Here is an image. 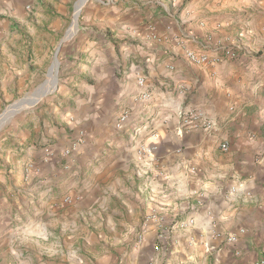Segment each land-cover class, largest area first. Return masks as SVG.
Instances as JSON below:
<instances>
[{
  "label": "crops",
  "instance_id": "1",
  "mask_svg": "<svg viewBox=\"0 0 264 264\" xmlns=\"http://www.w3.org/2000/svg\"><path fill=\"white\" fill-rule=\"evenodd\" d=\"M236 10L229 0H92L64 50V0H0V110L26 81L44 79L50 93L0 141V214L29 212L38 249L25 253L64 257V223L42 237L34 198L51 190L48 204L72 175L94 179L95 197L124 170V196L110 194L126 216L123 264L257 263L264 250L262 37H251L257 46L245 42L236 60L195 65L185 56L237 44ZM125 110L133 127L119 131ZM190 111L200 118L187 121ZM8 199L19 200L18 209Z\"/></svg>",
  "mask_w": 264,
  "mask_h": 264
},
{
  "label": "rangeland",
  "instance_id": "2",
  "mask_svg": "<svg viewBox=\"0 0 264 264\" xmlns=\"http://www.w3.org/2000/svg\"><path fill=\"white\" fill-rule=\"evenodd\" d=\"M91 1L92 0L81 8L77 19V25L72 27L75 22L76 9L80 0H64L62 34H64V39L69 35V39L63 42L64 50L74 45V41L79 33L83 10ZM229 1L238 4L239 11L236 10L237 15H242L238 18L237 23L239 31L238 38H241L237 45L243 48L251 43L253 46L260 45L264 50V0ZM233 7L236 8L235 5ZM233 24L235 25V22L230 24V26L232 27ZM257 34L262 38H259L261 44L259 43L256 45V42L254 43V41L251 42L250 40L253 39L251 37L257 36ZM58 63H60L59 59ZM59 75L60 68L58 71V82L60 79ZM43 81L44 79L36 84L26 81L25 85L20 87L17 91H14V96H12L11 100L0 110V115L11 104L32 94L36 89L40 88ZM34 109L16 111L8 118L7 121H10H6L7 123L0 127V141L5 136L13 133L19 123H21L26 118L27 114ZM128 117L129 112L125 110L118 118L116 126L119 131H127V129L133 127L129 125ZM151 117L152 114H150V116L148 115L145 124H143L146 125V127L149 125L147 127L148 129L152 122ZM137 129L139 128L134 130L136 131ZM132 139L131 135H127L124 141L128 143V141L130 142ZM119 149L124 151L123 147ZM72 150H75V147L68 150L67 153L65 151V154L70 155ZM1 168H3V166H0V169ZM64 169H72V164L67 163L64 165ZM96 169L98 170L99 168L97 167ZM123 173H125L124 170L118 175H107L110 181L108 180L102 183V188L97 190V196L95 197L93 196V187L95 186L93 183L94 179L91 182H81L83 179L81 178L82 175L78 177L79 180L76 178V175H72L64 186V193L59 194V196L57 195V197L48 204H44L43 201L47 199L51 190L40 194L31 201L32 203L30 204L33 205V207L31 205V212H34V217L38 220L37 232L40 233L42 237H46V233L58 234L59 228L53 225L56 223L61 226V221L64 223V257L59 256L57 260H52L48 257H44L42 260L40 259L41 257L37 259L34 255L23 251L34 249V247L38 249L37 243L33 241L36 237H34L32 233H29L32 228L34 229V227L29 225V212L19 214L18 219L13 218L15 215L11 217V213L0 214V238L2 239L0 242V264H123L122 258L125 256L127 249L125 240L122 237L128 232L127 229H125L126 224L124 223L126 221V216L121 212L122 208L120 205L115 204L116 199L110 197V194H120L124 196V193L119 192V189L125 185L126 181ZM94 175L98 174L95 173ZM118 177L120 179L119 182L116 180ZM41 189L39 188L38 191ZM11 199H13V197ZM8 200L14 202L13 207L18 209L17 207L20 205L19 200ZM61 203L64 204V209L59 210L57 207H60ZM23 208L24 207H22V209ZM62 211H64V213ZM57 213L63 214L58 215ZM11 219H14L13 231H9L11 228ZM43 222L47 223V225H42ZM49 242L50 241H48V243ZM39 244L42 247H49L45 245V241H40ZM17 249L21 250L23 255L18 254V252H16Z\"/></svg>",
  "mask_w": 264,
  "mask_h": 264
},
{
  "label": "built area",
  "instance_id": "3",
  "mask_svg": "<svg viewBox=\"0 0 264 264\" xmlns=\"http://www.w3.org/2000/svg\"><path fill=\"white\" fill-rule=\"evenodd\" d=\"M4 1V0H2ZM30 10V7H28ZM211 48L206 51H197V50H188L186 52V58L195 65H214L223 62L226 59L236 60L239 58V49L240 47L237 44L225 45L221 42L214 43L210 46ZM145 80L143 78L140 79V86H144ZM144 99L148 98L147 94L142 96ZM200 118V115L197 112L190 111L187 113V121H192L194 119ZM203 127L207 130L212 128V123L208 121L203 122ZM221 149L223 151L228 150L227 144H222ZM144 153L151 152V149L144 148L142 150ZM241 232H244L243 230ZM231 242H236L237 237L232 236L228 239ZM158 250V247H155ZM256 264H264V250L262 251V255L257 261Z\"/></svg>",
  "mask_w": 264,
  "mask_h": 264
},
{
  "label": "water",
  "instance_id": "4",
  "mask_svg": "<svg viewBox=\"0 0 264 264\" xmlns=\"http://www.w3.org/2000/svg\"><path fill=\"white\" fill-rule=\"evenodd\" d=\"M90 0H80L79 6H80V10L81 8H83ZM80 12V11H79ZM79 17V13L76 15L75 17V22L77 25V19ZM69 35L66 36V38L63 40L65 41L66 39H68ZM58 68V61L57 64L55 63L53 65L54 67ZM56 68V69H57ZM52 71V70H51ZM57 89V87H55V90ZM50 93L48 91L45 90L44 85H42L40 88L36 89L32 94L14 102L13 104H11L7 109H5V111L0 115V122L3 121L5 119V117H7V115H11L12 113L15 112V110L17 108H21L25 105H30L25 107V111L28 109H31L32 107H34L36 104H38L41 100H43L45 97H47ZM37 97V98H36ZM36 98V99H35ZM10 121V120H9ZM7 121V122H9ZM6 122V123H7Z\"/></svg>",
  "mask_w": 264,
  "mask_h": 264
},
{
  "label": "bare ground",
  "instance_id": "5",
  "mask_svg": "<svg viewBox=\"0 0 264 264\" xmlns=\"http://www.w3.org/2000/svg\"><path fill=\"white\" fill-rule=\"evenodd\" d=\"M79 11H81L80 10V6L78 5V7H77V9H76V15L79 13ZM76 15H75V17H76ZM74 26H76V22H74V24H73V27ZM37 98V97H36ZM35 98V99H36ZM27 106H30V105H25V106H23V107H21V108H17L16 110H15V112L16 111H20V110H22V109H24L25 107H27ZM14 112V113H15ZM14 113H12L11 115L9 114V115H7V117H5V119L3 120V121H1L0 122V127L2 126V125H4L5 123H6V121L8 120V118H10Z\"/></svg>",
  "mask_w": 264,
  "mask_h": 264
}]
</instances>
